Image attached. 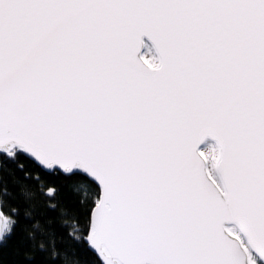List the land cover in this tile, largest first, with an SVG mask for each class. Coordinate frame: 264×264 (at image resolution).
Wrapping results in <instances>:
<instances>
[{"label": "snow or ice", "instance_id": "obj_1", "mask_svg": "<svg viewBox=\"0 0 264 264\" xmlns=\"http://www.w3.org/2000/svg\"><path fill=\"white\" fill-rule=\"evenodd\" d=\"M0 264H264V0H0Z\"/></svg>", "mask_w": 264, "mask_h": 264}]
</instances>
